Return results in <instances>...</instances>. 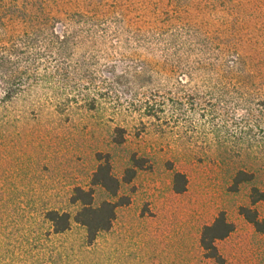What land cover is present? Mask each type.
Instances as JSON below:
<instances>
[{
  "label": "rangeland",
  "instance_id": "1",
  "mask_svg": "<svg viewBox=\"0 0 264 264\" xmlns=\"http://www.w3.org/2000/svg\"><path fill=\"white\" fill-rule=\"evenodd\" d=\"M47 20L73 47L0 111V264H218L200 236L221 212L236 226L217 243L224 264H264L239 211L264 190V0H0V42ZM99 155L120 180L133 156L150 167L93 243L77 223L55 233L46 214H76ZM239 171L254 180L233 192Z\"/></svg>",
  "mask_w": 264,
  "mask_h": 264
},
{
  "label": "trees",
  "instance_id": "2",
  "mask_svg": "<svg viewBox=\"0 0 264 264\" xmlns=\"http://www.w3.org/2000/svg\"><path fill=\"white\" fill-rule=\"evenodd\" d=\"M58 29L59 24L55 20H47L46 23L34 26L31 31L9 42H0V111L12 101L40 86L42 82H50L49 76L52 74L50 67L55 61L61 59L65 63L69 62L73 47L70 27L64 24L60 28L61 32H58ZM42 68L45 70L43 74L40 73ZM259 92L262 95V91ZM100 155L99 166L91 180L92 188L86 190L77 187L73 191L71 203L78 206L76 214L72 216L70 213L56 210L46 214V219L51 223L55 233H64L70 230L72 223H77L86 229L88 242L93 243L100 233L111 230L117 218L118 208L130 203L128 196L120 194L122 184H131L139 171L150 167L147 166L146 159L133 156L131 166L125 170L120 180L113 174L110 157ZM253 180V174L239 171L233 178L231 189L238 192L242 184L251 183ZM95 187L102 188L111 200H104L97 205ZM187 188V176L175 172L174 192L184 194ZM250 201L251 207H241L240 215L257 233L264 236V219L260 218L254 209L257 204H264V190L253 187ZM235 229V224L227 218L225 212H221L210 225L204 226L200 236L204 256L218 264H224L225 259L217 243L227 239Z\"/></svg>",
  "mask_w": 264,
  "mask_h": 264
}]
</instances>
